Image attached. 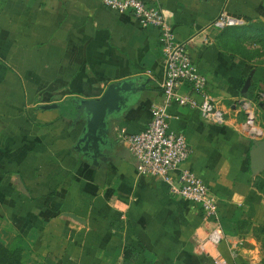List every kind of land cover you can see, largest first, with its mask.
Wrapping results in <instances>:
<instances>
[{"label": "crops", "instance_id": "1", "mask_svg": "<svg viewBox=\"0 0 264 264\" xmlns=\"http://www.w3.org/2000/svg\"><path fill=\"white\" fill-rule=\"evenodd\" d=\"M143 1L157 2L177 42L198 34L187 53L227 113L228 124L218 126L175 103L167 108L169 131L191 149L181 167L215 196L221 233L244 240L237 257L225 242L218 254L227 264H264L252 236L264 226V102L257 140L237 130L244 117L236 107L264 93V65L240 32L264 20V0ZM222 11L244 23L209 27ZM163 64L158 31L100 0H0V219L21 237L24 264H213L193 250L200 209L138 175L116 137L119 128L137 133L148 123ZM120 82L142 90L112 117L94 156L78 146L80 103Z\"/></svg>", "mask_w": 264, "mask_h": 264}, {"label": "built area", "instance_id": "2", "mask_svg": "<svg viewBox=\"0 0 264 264\" xmlns=\"http://www.w3.org/2000/svg\"><path fill=\"white\" fill-rule=\"evenodd\" d=\"M100 3L119 14L130 15L142 29L157 30L164 63L160 84L161 100L150 109L148 123L137 133H127L125 129L119 128L116 137L132 158L138 175L161 180L172 196L189 201L200 209L203 221L200 235L197 233L194 236V252L211 257L213 264H227L218 254L219 245L225 242L229 254L237 257L242 251L244 240L239 236L227 237L221 233L215 196L194 173L181 167L191 154L186 138L183 134L168 129L167 108L172 103L197 112L205 123L218 126L228 124L226 110L217 98L207 92L205 75L187 53V46L196 43L198 34L186 41L177 42L171 25L157 2L100 0ZM243 23V19L222 11L209 27L222 30ZM205 43L206 40H203L202 44ZM182 86L188 87L190 92L186 95L179 94ZM263 102L262 92L258 93L255 101H237L238 112L244 117L237 130L247 138L257 140L262 137V130L255 125V118ZM175 171L178 174L174 177L172 173Z\"/></svg>", "mask_w": 264, "mask_h": 264}, {"label": "water", "instance_id": "3", "mask_svg": "<svg viewBox=\"0 0 264 264\" xmlns=\"http://www.w3.org/2000/svg\"><path fill=\"white\" fill-rule=\"evenodd\" d=\"M132 82H120L109 86L99 99L82 101L83 117L86 124L81 133L78 146L83 145L92 149L93 155L99 154V145L106 134L108 125L116 112L120 110L131 95L141 91L142 88L133 87ZM56 108V105H49L43 108ZM85 146V147H84Z\"/></svg>", "mask_w": 264, "mask_h": 264}, {"label": "rangeland", "instance_id": "4", "mask_svg": "<svg viewBox=\"0 0 264 264\" xmlns=\"http://www.w3.org/2000/svg\"><path fill=\"white\" fill-rule=\"evenodd\" d=\"M243 34L244 49L249 47L251 59L259 65H264V20L250 23L240 28ZM17 234L12 225L0 219V264H24L22 251L16 255L18 246ZM253 246L256 255L264 259V226L252 232Z\"/></svg>", "mask_w": 264, "mask_h": 264}, {"label": "trees", "instance_id": "5", "mask_svg": "<svg viewBox=\"0 0 264 264\" xmlns=\"http://www.w3.org/2000/svg\"><path fill=\"white\" fill-rule=\"evenodd\" d=\"M17 241H18V246H17L15 252H16L17 257H19V254L22 251L21 237L20 236H18Z\"/></svg>", "mask_w": 264, "mask_h": 264}]
</instances>
